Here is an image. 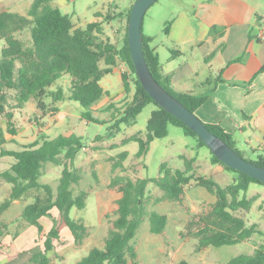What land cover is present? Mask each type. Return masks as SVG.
Returning <instances> with one entry per match:
<instances>
[{
	"label": "trees",
	"instance_id": "trees-1",
	"mask_svg": "<svg viewBox=\"0 0 264 264\" xmlns=\"http://www.w3.org/2000/svg\"><path fill=\"white\" fill-rule=\"evenodd\" d=\"M53 1L33 0L26 13L10 10L0 12V42H4L0 53V118L6 120V127L0 125V157L14 158L10 169L0 171V179L12 184L10 194L0 203V214L15 200H33L23 209L21 218L28 225L37 228L43 242L30 249V264H51L50 253L55 248V241L61 239V223H65L70 229L77 244H82L88 233V226L82 218L71 217L74 208L84 209L87 205V191L82 190L76 194L74 189V185L82 179L81 169L76 166V158L84 147L83 136L75 133L60 134L54 138L42 136L18 150L5 146L8 141L6 134H18L16 114L26 108L31 98L36 100L37 107L44 116L60 110L55 105L58 101L66 98L77 101L83 108L82 119L94 123H111L108 127L109 134H118L122 126L136 124L144 107L154 103L156 108L151 113L146 131L136 132L123 140V144L138 142V157L147 154L154 139L168 135L169 124L182 127L187 135L197 138L199 145L207 146L196 132L160 106L139 80L128 43V21L134 2L127 10L125 35L118 44L109 38H102L105 34L103 21L95 20L85 27H75L72 16L64 13ZM122 15L124 14L121 12L118 16ZM170 24L171 22L165 27L166 33L169 32ZM24 30L30 31L28 41L18 35ZM143 38L144 54L154 77L190 110L197 113L198 108L207 100L209 92L195 94L175 91L171 87L170 76L163 73L159 53L151 45L154 37L143 32ZM118 61L125 62L129 67V73L122 74L125 92L131 91L130 74L135 91L125 106L116 108L111 120H101L93 114L94 106L107 93L101 80L114 71ZM64 75L71 76L68 95L62 86L53 89ZM48 97H51L52 104L47 103ZM112 108H115L113 102L108 106V109ZM205 123L244 157L236 147L232 135L224 127ZM210 151L214 163L235 173L233 182L222 186L212 177L195 174L193 163L196 158L186 159L185 169H174L163 162L158 177H113L111 186H118L121 193L117 199V217L113 221V227L108 232L105 245L92 247L77 264L137 263L138 251L134 240L144 219L148 217L150 230L156 234L162 233L168 222L166 214L155 209L149 210L147 206L148 186L151 183L163 191V195L156 198V201L180 200L185 193V186L192 180L216 196L211 211L201 216L203 226L196 232L200 247L233 245L248 240L256 232L262 233L256 223L248 225L244 218L235 215L233 211L250 209L257 197L246 195L250 184L264 185V182L226 165L211 149ZM128 154L126 150L120 154L114 163V169L123 166ZM248 160L264 167L263 157ZM48 162L63 167L56 190L51 184L41 182ZM94 175L97 176L95 172ZM53 210L59 212V219L53 217V225L46 231L41 219L52 216ZM6 227L7 224L0 223V238ZM226 264H264V244L256 247L253 253H240L232 257Z\"/></svg>",
	"mask_w": 264,
	"mask_h": 264
},
{
	"label": "rangeland",
	"instance_id": "rangeland-1",
	"mask_svg": "<svg viewBox=\"0 0 264 264\" xmlns=\"http://www.w3.org/2000/svg\"><path fill=\"white\" fill-rule=\"evenodd\" d=\"M178 1L180 0H157L144 16L143 32L154 36L162 63H166L173 55V51L169 48L170 43L167 40L168 33L165 32V27L171 22L168 12L169 3ZM32 2L33 0H0V12L10 10L26 13ZM133 2L134 0H54L53 4L72 16L75 27H85L87 23L95 20L103 21L105 34L102 38H109L112 42L120 44L126 31V13ZM121 12L124 15L119 17ZM18 35L25 41L30 39L29 30L19 32ZM3 45L4 42L1 41L0 53ZM123 72L129 73V67L125 62L118 61L114 72L102 78L101 84L106 88L107 93L94 106L95 117L106 121L111 120L116 108L125 106L132 99L135 91L133 77L129 75L132 86L131 91L126 93L122 81ZM70 82L71 76L64 75L53 89L62 86L68 95ZM46 101L52 104L51 97L46 98ZM112 102L115 108L108 109ZM55 105L60 107L61 112H49L44 116L38 109L36 100L31 98L27 107L16 114L19 135L14 139L8 135L9 141L5 144L7 148L21 149L31 138L38 135V128H44L47 131L49 129L52 135L60 133L83 135L84 147L78 159L82 179L80 183L74 185V189L76 194L82 190L87 191V205L84 209L74 208L71 217L82 218L88 226V233L82 244L71 243L66 236L64 239L61 238L51 252V264H77L92 247L105 245L108 232L117 217V199L121 194L118 186H111L112 178L117 175L133 179L158 177L163 162L174 169H185V160L196 158L193 163L195 174L212 177L222 186L230 184L235 178V173L232 171L225 169L219 172L212 169L214 162L211 159L210 149L205 145H199L196 137L187 135L182 127L174 124H169L167 136L156 138L151 142L149 151L143 157L137 156L138 142L130 141L123 144V140L131 134L146 131L151 113L156 108L154 103L144 107L136 124L122 126L118 134L108 133L111 123H94L82 119L83 108L77 101L66 98ZM0 125L6 127V120L0 118ZM125 150L129 154L123 161V166L114 169V163ZM249 159L257 160V155H251ZM11 161V157H0V170L9 168ZM62 168L52 162L46 163L41 182L51 184L56 190ZM0 193H3L1 189ZM147 195L149 210L155 209L166 214L167 226L162 233H152L150 222L146 217L134 240L138 251L137 263L129 261L128 264H226L232 257L240 253H253L256 247L264 244L263 184H250L246 195L257 196L250 209L233 211L235 215L244 218L248 225L256 223L262 233L256 232L246 241L219 247H200L199 238L196 236V232L203 226L201 216L210 212L216 201V196L205 187L192 180L185 186V193L180 200L156 201V198L163 195V191L151 183L148 186ZM5 198L6 196L0 194V203ZM32 201L29 200L28 203ZM4 214L0 215V217L5 216L1 217L0 223L7 224V227L4 228V234L0 238V264H30V249L7 262H5V256L1 255V252H9L8 254L12 256V252L9 251L15 247L12 241L24 226L28 225L21 216L10 224L7 222L8 217L15 213ZM19 220L21 221L18 222Z\"/></svg>",
	"mask_w": 264,
	"mask_h": 264
},
{
	"label": "crops",
	"instance_id": "crops-1",
	"mask_svg": "<svg viewBox=\"0 0 264 264\" xmlns=\"http://www.w3.org/2000/svg\"><path fill=\"white\" fill-rule=\"evenodd\" d=\"M168 12L171 24L167 40L173 55L161 64L163 73L170 76L171 87L178 92H209L197 115L204 122L224 127L245 158L251 155L264 158V0H180L170 2ZM151 45L159 53L154 39ZM37 132L27 143L42 136H58L44 128H38ZM19 133L18 124L15 136ZM11 158L10 167L14 162ZM79 158L80 152L76 158L78 167ZM212 169L225 171L218 163L212 164ZM11 188V183L1 179L3 193L0 194L7 197ZM29 200L32 199L15 200L0 215L14 212L7 220L11 224L21 216ZM53 217L59 219L57 210L52 211V216L41 219L46 231L52 227ZM60 230L62 239L66 236L68 241L75 242L65 223H61ZM42 242L37 228L25 225L12 241L15 247L9 248L12 256L9 252H1V255L7 262ZM58 243L59 240L55 241V247Z\"/></svg>",
	"mask_w": 264,
	"mask_h": 264
},
{
	"label": "water",
	"instance_id": "water-1",
	"mask_svg": "<svg viewBox=\"0 0 264 264\" xmlns=\"http://www.w3.org/2000/svg\"><path fill=\"white\" fill-rule=\"evenodd\" d=\"M156 1L135 0L128 21V43L131 57L143 87L160 106L196 132L219 160L264 182L263 166L246 159L227 141L215 134L197 113L169 92L152 74L143 50L142 24L147 10Z\"/></svg>",
	"mask_w": 264,
	"mask_h": 264
}]
</instances>
